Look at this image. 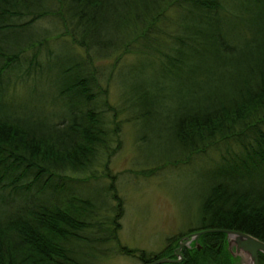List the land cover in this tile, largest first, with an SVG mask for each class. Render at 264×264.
<instances>
[{
  "label": "trees",
  "instance_id": "obj_1",
  "mask_svg": "<svg viewBox=\"0 0 264 264\" xmlns=\"http://www.w3.org/2000/svg\"><path fill=\"white\" fill-rule=\"evenodd\" d=\"M54 39L71 41L77 59L52 63ZM23 62L22 82L53 68L57 97L69 99L53 122L7 113L0 101V264H100L112 251L141 264L176 257L180 237L158 253L118 238L124 201L107 169L127 123L139 147L156 139L167 155L145 175L216 153L187 233L231 229L264 241V0H0V88ZM103 176L101 197L116 201L107 225L98 212L108 200L72 193ZM226 242L225 232L203 233L201 248L162 264H237Z\"/></svg>",
  "mask_w": 264,
  "mask_h": 264
},
{
  "label": "rangeland",
  "instance_id": "obj_2",
  "mask_svg": "<svg viewBox=\"0 0 264 264\" xmlns=\"http://www.w3.org/2000/svg\"><path fill=\"white\" fill-rule=\"evenodd\" d=\"M50 20L52 21V19H44L40 24L49 26ZM50 42L47 45H51L59 56V61L52 63L60 62L61 65H64L77 59V55L72 51L71 41L54 39ZM43 52L45 51L41 50L39 55L37 54V60H44ZM132 58L134 57L128 56L126 58L128 60L125 63V68L114 71L109 92L110 102H115L120 95L116 88H118L117 84L122 75L118 72L124 74L127 65L135 61ZM27 65L26 62H23L20 70H12L8 74L10 83L0 88L2 89L0 90V101L3 103L4 111L27 116H43L50 121L52 120L49 115L52 114L53 119H58L66 111L63 105L69 99L66 96L65 98L57 97L56 90H60L56 85L58 70L54 71L52 68L49 73L38 74V76L34 75L36 70L31 71L29 78H27L29 83H26L25 81L22 82V78L17 74L21 73V70L25 72ZM33 76L36 80L32 79ZM16 77L17 81H14ZM49 80L54 82L55 88L52 87ZM121 81L124 86H127L128 82L124 79ZM132 128L130 123L124 127L122 133L123 146L110 158L109 169H107L110 170L111 175H116L114 181L118 189V196L124 201L122 205L124 207L123 216L119 220V227L121 228L118 238L130 248H142L149 252L158 253L169 243L170 239H176L196 227L199 195L207 183L205 181L207 180L206 171L211 169L213 164L208 159L214 157L216 153L209 151L208 154L196 156L189 165L166 166L158 169L151 176L145 175L147 170L156 167V161L162 160L167 155L165 151L154 149L153 143L157 142L156 139L139 147L135 142V134ZM139 128L140 133H146L148 129L147 126L143 125ZM195 169L200 170L194 171ZM88 181L77 182L81 185H73L72 193L81 192L83 196L89 195L88 197L93 198L99 205H104L108 198L105 200L101 196L111 180L103 176L94 180L93 183L91 180ZM51 195L52 191L48 190L45 196ZM115 204L116 201L111 198L108 200V206L104 205L103 210L98 212L100 215L98 218L103 219L105 225L115 214L113 211ZM232 249L234 253L235 248ZM235 256L239 257L237 264H246L249 259L242 254H235ZM99 257H101L100 264H141L138 258L120 255L114 251L110 256L99 255Z\"/></svg>",
  "mask_w": 264,
  "mask_h": 264
},
{
  "label": "water",
  "instance_id": "obj_3",
  "mask_svg": "<svg viewBox=\"0 0 264 264\" xmlns=\"http://www.w3.org/2000/svg\"><path fill=\"white\" fill-rule=\"evenodd\" d=\"M217 231H223L225 233H227V237L229 239V249L232 251L233 253V247L235 248V252L233 253L235 254H242V255H247L248 258L251 259L253 264H260V258H259V254L260 252L264 254V241H262L261 239L252 236L250 234H247L246 232H241L238 230H231V229H207V230H201L198 231L196 233H193L190 236H186L185 237V241L184 238L181 239L179 247H178V255H180V259H173V258H160L157 259L149 264H160V263H164V262H180L182 261V249L185 246V244L187 243V241H189L190 237H199L201 234L205 233V232H217ZM234 236V237H232Z\"/></svg>",
  "mask_w": 264,
  "mask_h": 264
},
{
  "label": "bare ground",
  "instance_id": "obj_4",
  "mask_svg": "<svg viewBox=\"0 0 264 264\" xmlns=\"http://www.w3.org/2000/svg\"><path fill=\"white\" fill-rule=\"evenodd\" d=\"M232 237H234V236H232ZM246 264H253V263H252L251 259H248L247 262H246Z\"/></svg>",
  "mask_w": 264,
  "mask_h": 264
},
{
  "label": "flooded vegetation",
  "instance_id": "obj_5",
  "mask_svg": "<svg viewBox=\"0 0 264 264\" xmlns=\"http://www.w3.org/2000/svg\"><path fill=\"white\" fill-rule=\"evenodd\" d=\"M186 235H188V234H185L184 236H182L181 239L184 238ZM181 239H180V240H181Z\"/></svg>",
  "mask_w": 264,
  "mask_h": 264
}]
</instances>
